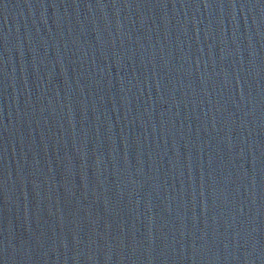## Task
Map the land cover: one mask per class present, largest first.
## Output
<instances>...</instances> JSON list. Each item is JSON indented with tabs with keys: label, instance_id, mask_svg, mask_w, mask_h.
Returning a JSON list of instances; mask_svg holds the SVG:
<instances>
[{
	"label": "water",
	"instance_id": "obj_1",
	"mask_svg": "<svg viewBox=\"0 0 264 264\" xmlns=\"http://www.w3.org/2000/svg\"><path fill=\"white\" fill-rule=\"evenodd\" d=\"M0 264H264V0H0Z\"/></svg>",
	"mask_w": 264,
	"mask_h": 264
}]
</instances>
